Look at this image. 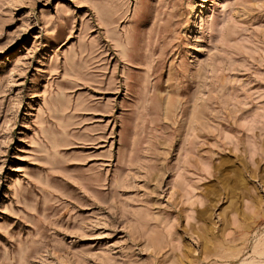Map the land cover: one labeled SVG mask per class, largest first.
<instances>
[{
    "label": "rangeland",
    "instance_id": "374dc122",
    "mask_svg": "<svg viewBox=\"0 0 264 264\" xmlns=\"http://www.w3.org/2000/svg\"><path fill=\"white\" fill-rule=\"evenodd\" d=\"M0 264H264V0H0Z\"/></svg>",
    "mask_w": 264,
    "mask_h": 264
}]
</instances>
